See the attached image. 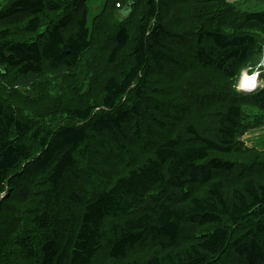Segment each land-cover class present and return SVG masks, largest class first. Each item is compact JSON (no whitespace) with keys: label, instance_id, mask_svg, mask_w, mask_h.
Wrapping results in <instances>:
<instances>
[{"label":"trees","instance_id":"trees-1","mask_svg":"<svg viewBox=\"0 0 264 264\" xmlns=\"http://www.w3.org/2000/svg\"><path fill=\"white\" fill-rule=\"evenodd\" d=\"M198 1L222 7L220 20L141 0L134 34L112 26L109 62L127 50L132 61L103 81L99 101L48 122L0 97V264H264V149L241 140L264 127V75L256 91L232 86L262 60L264 10ZM89 17L88 0L0 7V82L25 88L74 72L93 45ZM161 79L179 91V116ZM144 140L150 152L126 171L92 160L100 146L132 152ZM238 151L254 158L240 166Z\"/></svg>","mask_w":264,"mask_h":264},{"label":"rangeland","instance_id":"rangeland-1","mask_svg":"<svg viewBox=\"0 0 264 264\" xmlns=\"http://www.w3.org/2000/svg\"><path fill=\"white\" fill-rule=\"evenodd\" d=\"M11 0H0V7L2 8L8 4ZM131 1L132 4L128 2ZM232 4L237 5L243 11H261L264 10V0H228ZM121 2L122 7H121ZM118 3V4H117ZM166 5V7L161 4ZM141 5V0H88V14H89V26L93 28L92 31V48L87 53L82 63L74 72H67L65 74H60V77L50 76L44 80L37 81L32 84L30 87L12 88L9 85H6L3 82H0V97L7 103V105L15 110L23 111L27 116L31 117L34 121L40 119L45 121H54L53 119L58 116L60 110L69 105H87L92 102L99 101V94L102 88L103 81L109 75L120 76L122 71L131 63L132 58L129 54V51H125L117 56L113 62H109V54L113 47V36L114 32L112 26H118L119 24L126 23L130 26L132 33L136 32V26L139 18L141 17L144 7L139 8ZM107 9L104 11V7ZM160 6L162 7V14H165L168 10L171 11V17L186 14L196 18L195 14L197 13H213L218 12L217 18H213L211 24L214 21L220 20L219 14L222 10V7H217L214 5H207L198 0H160ZM121 8V9H119ZM124 11L125 16L129 14L124 20L122 19V12ZM197 16V20H200ZM205 15L202 19H205ZM211 18V17H210ZM209 18V19H210ZM185 22H189V19L186 17ZM210 24V25H211ZM262 60L259 64L254 65L253 60H249L244 66L243 71L233 80V89L236 92H239L241 95L246 92L243 90L244 86H241L244 75H250L251 77L255 75H264V72L261 74V69L264 71V52H261ZM259 53L257 54V57ZM254 59V58H253ZM260 64H263V68L260 67ZM166 75V74H165ZM216 75H219L218 73ZM167 76H161V78L167 79ZM156 76L152 79H155ZM162 79L159 82L161 87L165 89H170L167 83L162 82ZM258 80V78L256 79ZM262 81V80H261ZM222 83L229 84V80H224ZM260 83L259 80L257 82ZM173 92V97L176 98L175 107L173 110L176 112V115L179 116V111H183L185 108L180 103L179 91L178 89H170ZM196 92L197 90L194 89ZM191 88H186V93L191 100H195V92ZM237 94V93H236ZM166 95L171 98L170 93ZM236 97H239L237 95ZM242 98V96H240ZM239 97V98H240ZM206 97H201L199 102L205 100ZM242 100V99H240ZM174 114V113H173ZM187 117H191V114L188 112ZM255 130V129H254ZM164 133V131H157L155 134H149L148 139L152 141H157L159 134ZM254 139H251V141ZM146 140L141 144H131L132 152L127 151L123 153H117L114 150L109 148L103 149L100 146V151L94 152L92 160L94 162H100L103 165H112L117 169V171L128 170L134 166L144 155L150 152V147L146 146ZM264 149V137L261 138L258 144L254 141L250 142L248 146L257 149ZM234 160L238 162L241 166L243 162L247 160L244 159H253L254 155L249 153L247 156H241V151L233 154ZM244 158V159H243ZM244 160V161H243ZM245 164V163H243ZM97 185L99 187H104V182L102 178H98ZM19 187V183L14 181L12 184L6 187L4 190L7 191L11 187ZM24 190H21V194H24ZM3 214V211H2Z\"/></svg>","mask_w":264,"mask_h":264},{"label":"crops","instance_id":"crops-1","mask_svg":"<svg viewBox=\"0 0 264 264\" xmlns=\"http://www.w3.org/2000/svg\"><path fill=\"white\" fill-rule=\"evenodd\" d=\"M230 3H232V2H230ZM258 80L260 82L259 85H261L262 82L260 81V79H258ZM263 137H264V127L249 131L248 133H246L241 138V140L247 145L248 144L250 145V142H252V141H254L256 144H258L259 141L261 140V138H263ZM251 139H254V140L251 141ZM255 146H257V149H259L258 145H255Z\"/></svg>","mask_w":264,"mask_h":264},{"label":"bare ground","instance_id":"bare-ground-1","mask_svg":"<svg viewBox=\"0 0 264 264\" xmlns=\"http://www.w3.org/2000/svg\"><path fill=\"white\" fill-rule=\"evenodd\" d=\"M242 79H243V81L241 83V86H244L243 88H245V87H251L252 88L258 82V80H256L254 77H251L250 75H244Z\"/></svg>","mask_w":264,"mask_h":264},{"label":"water","instance_id":"water-1","mask_svg":"<svg viewBox=\"0 0 264 264\" xmlns=\"http://www.w3.org/2000/svg\"><path fill=\"white\" fill-rule=\"evenodd\" d=\"M126 14V13H125ZM255 79H259V75L257 74V75H255V76H253ZM259 84L257 83L254 87H245V88H243V90L244 91H246V92H253V91H256L258 88H259Z\"/></svg>","mask_w":264,"mask_h":264}]
</instances>
